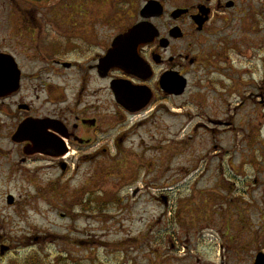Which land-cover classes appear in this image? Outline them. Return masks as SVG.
<instances>
[{"label": "rangeland", "instance_id": "1", "mask_svg": "<svg viewBox=\"0 0 264 264\" xmlns=\"http://www.w3.org/2000/svg\"><path fill=\"white\" fill-rule=\"evenodd\" d=\"M237 3L219 68L156 118L129 120L110 159H21L0 112V264L253 263L264 249V0ZM64 84L72 97L74 78Z\"/></svg>", "mask_w": 264, "mask_h": 264}, {"label": "flooded vegetation", "instance_id": "2", "mask_svg": "<svg viewBox=\"0 0 264 264\" xmlns=\"http://www.w3.org/2000/svg\"><path fill=\"white\" fill-rule=\"evenodd\" d=\"M238 6L237 0H0V112L13 118L9 137L22 147L21 159H110V146L125 142L129 120L140 126L156 118L166 101L199 81L200 70L219 68L233 50L221 44L222 32ZM138 25L141 31L130 34ZM70 77L72 97L64 84ZM178 77L184 92L168 93L167 81ZM258 255L264 249L251 264Z\"/></svg>", "mask_w": 264, "mask_h": 264}, {"label": "water", "instance_id": "3", "mask_svg": "<svg viewBox=\"0 0 264 264\" xmlns=\"http://www.w3.org/2000/svg\"><path fill=\"white\" fill-rule=\"evenodd\" d=\"M140 29H142V26L141 25H138V26H135L131 31H130V34L131 33H135L137 31L140 32ZM179 78V77H178ZM166 90L167 92L169 93H177V94H181L183 91H184V88H185V80L184 78H179L177 80H170V81H167L166 83ZM117 96V99L118 101H120L121 103L123 104H126L125 103V100L122 96H120L119 94H116ZM14 202V199L13 197H9L8 198V203L9 204H12ZM7 247H2V250H1V253L4 254L5 251H6ZM255 264H264V256L263 255H258L257 257V260H256V263Z\"/></svg>", "mask_w": 264, "mask_h": 264}]
</instances>
